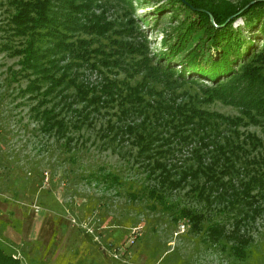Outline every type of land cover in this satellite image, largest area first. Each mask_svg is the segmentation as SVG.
<instances>
[{"label": "trees", "instance_id": "trees-1", "mask_svg": "<svg viewBox=\"0 0 264 264\" xmlns=\"http://www.w3.org/2000/svg\"><path fill=\"white\" fill-rule=\"evenodd\" d=\"M108 1L7 0L12 10L7 30L10 41L19 44L13 46L8 40L2 49L19 57V73L27 80L22 93L34 103L32 111L42 134L69 146L73 142L69 133L92 125L87 121L99 109L116 105L122 123L108 120L107 130L102 128L105 146L111 149L112 143L127 142L136 150L135 161L142 158L137 163L149 171L147 178L157 182L148 188L149 194L165 209H169L166 190L188 184L209 205L221 199L226 202L223 211L240 207L230 216V225L212 223L206 234L222 248L231 243L235 258L243 259L252 241L248 224L264 211V176L255 171L238 180L241 189L234 186L229 176L235 167V151L241 149L237 127L242 119L210 112L204 106L216 101L233 106L252 123L264 117V0H166L156 5L154 26L166 9L171 14L162 29L163 48L151 57L136 28L137 18L129 17L119 25L121 30H115L114 21L105 13ZM117 1L134 10L131 0ZM238 20L242 25L234 26ZM116 31L124 32L127 40L112 38ZM135 54L141 58L129 64L127 55ZM99 65L123 68L127 79L111 80ZM85 67L102 80L87 83L80 72ZM187 84L199 85L202 96L177 94L176 88ZM192 144L194 153L201 154L195 164H167L169 155ZM209 148L213 151L206 164L202 153ZM109 178L116 181L108 174ZM182 219L199 231L204 215L184 207L174 218ZM0 264L22 262L0 247Z\"/></svg>", "mask_w": 264, "mask_h": 264}, {"label": "rangeland", "instance_id": "rangeland-1", "mask_svg": "<svg viewBox=\"0 0 264 264\" xmlns=\"http://www.w3.org/2000/svg\"><path fill=\"white\" fill-rule=\"evenodd\" d=\"M131 1L133 11L121 1H108L106 16L114 21L115 30H121L119 25L129 17L137 18L135 26L139 36H144L147 56L151 57L163 48L162 29L168 26L171 13L166 9L154 26L155 6L166 0ZM143 2L146 4L141 6ZM10 13L7 0H0V247L6 253L22 264H264V211L248 224L252 241L245 257L237 259L229 249L231 243L224 248L212 243L206 228L215 222L230 225V216L240 207L223 211L226 202L221 199L209 205L195 196L189 184L183 189L166 190L169 209L149 194L148 188L157 182L146 177L149 171L141 166L142 158L135 161L136 150L127 142L112 143L108 149L100 137L102 128L107 130L108 120L122 123L116 105L99 109L100 113L91 114L87 121L92 125L69 133L73 138L69 146L42 134L32 111L34 103L22 93L27 80L23 72L19 73V57L2 49L10 41ZM238 25H242L241 20L234 23ZM116 32L112 38L127 40L124 32ZM100 40L107 44V40ZM126 58L133 64L141 57L135 54ZM99 66L111 80L127 79L123 68ZM80 69L87 83L102 80L88 67ZM176 90L183 97L184 92L202 96L199 85L187 84ZM204 107L231 119H242L237 127L242 150L235 151V167L229 176L234 186L239 188L242 181L238 180L255 171L264 176V117L252 123L240 110L217 101ZM253 117L257 120L256 115ZM195 149V144L183 147L166 162L170 166L193 165L201 157ZM212 151L203 150L206 164ZM108 174L116 181L106 179ZM159 193L164 194L162 190ZM261 205L264 208V201ZM184 207L203 213L201 230H193L187 220H174Z\"/></svg>", "mask_w": 264, "mask_h": 264}]
</instances>
